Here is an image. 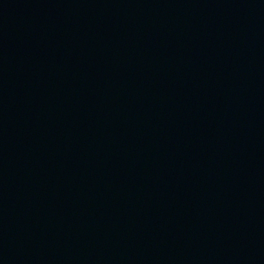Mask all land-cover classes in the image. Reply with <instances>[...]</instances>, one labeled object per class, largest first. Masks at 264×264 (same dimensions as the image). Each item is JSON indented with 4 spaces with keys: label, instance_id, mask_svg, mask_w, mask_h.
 I'll list each match as a JSON object with an SVG mask.
<instances>
[{
    "label": "water",
    "instance_id": "obj_1",
    "mask_svg": "<svg viewBox=\"0 0 264 264\" xmlns=\"http://www.w3.org/2000/svg\"><path fill=\"white\" fill-rule=\"evenodd\" d=\"M0 264H264V0H0Z\"/></svg>",
    "mask_w": 264,
    "mask_h": 264
}]
</instances>
